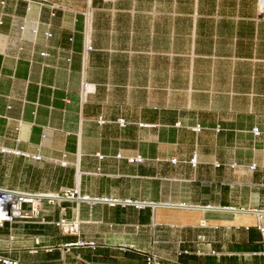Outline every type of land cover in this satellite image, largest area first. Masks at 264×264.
I'll list each match as a JSON object with an SVG mask.
<instances>
[{
  "label": "crops",
  "instance_id": "1",
  "mask_svg": "<svg viewBox=\"0 0 264 264\" xmlns=\"http://www.w3.org/2000/svg\"><path fill=\"white\" fill-rule=\"evenodd\" d=\"M0 148V187L79 196L19 264H264L259 0H0Z\"/></svg>",
  "mask_w": 264,
  "mask_h": 264
},
{
  "label": "rangeland",
  "instance_id": "2",
  "mask_svg": "<svg viewBox=\"0 0 264 264\" xmlns=\"http://www.w3.org/2000/svg\"><path fill=\"white\" fill-rule=\"evenodd\" d=\"M0 152L3 155L11 153L6 148H0ZM21 156L25 155L22 154ZM32 158L39 160L40 157L35 156ZM3 172L9 174V170ZM6 179H3V181ZM0 190L42 196V198H26L23 201H17L18 198H21L18 196L17 199L6 201L7 206L3 209V213H6V216H4V220H0V258L8 260L12 264H19L17 261L18 257H29L31 251H27V248L33 246L42 248L41 242L43 244L58 243L60 236L79 234L76 220L66 215L48 214L49 211L54 212L57 209H64L66 204L75 203L79 198L75 190L60 189L56 193H34L18 190L10 186L0 187ZM52 196H58L61 199L57 200L52 198ZM108 204L116 205L119 203ZM134 204L137 205L138 203ZM16 205L18 210H15ZM72 245L83 248V250L87 249L86 251H95L97 242L81 237ZM119 246L118 250L120 252H139L133 246L124 244ZM39 251L41 250H34L32 253L35 252L36 254ZM54 255L56 257V252ZM143 257L145 264H161L152 253L146 252Z\"/></svg>",
  "mask_w": 264,
  "mask_h": 264
},
{
  "label": "bare ground",
  "instance_id": "3",
  "mask_svg": "<svg viewBox=\"0 0 264 264\" xmlns=\"http://www.w3.org/2000/svg\"><path fill=\"white\" fill-rule=\"evenodd\" d=\"M194 160L196 161V159L194 158ZM195 161L194 162H192V163H195ZM6 191V190H5ZM6 193H8V194H5V198L7 199V200H5V199H2V200H0V220H4V216H6V213H3V209H4V207H6L7 206V202L8 201H10V200H13V199H17L18 198V196L19 197H21V198H18L17 199V201H23V200H25L26 198L25 197H32V198H42V196H39V195H37V196H35V195H33V194H31V196H24L23 194H26V193H20V192H10V191H7ZM10 193V194H9ZM13 194V195H12ZM27 195H30V194H27ZM53 198H56L57 200H60L61 198L60 197H58V196H53ZM7 201V202H6ZM2 206V207H1ZM15 210H18V207H17V205L15 206Z\"/></svg>",
  "mask_w": 264,
  "mask_h": 264
},
{
  "label": "built area",
  "instance_id": "4",
  "mask_svg": "<svg viewBox=\"0 0 264 264\" xmlns=\"http://www.w3.org/2000/svg\"><path fill=\"white\" fill-rule=\"evenodd\" d=\"M259 2H260V4H261V11H264V0H259ZM263 5V6H262ZM88 48V50H90V47H87ZM119 124L120 125H123V121L122 120H120L119 121ZM253 133H254V135H257L258 134V131L256 130V129H254L253 130ZM4 152H7V151H4ZM194 158H195V156L193 157V159H191V162H194L195 160H194ZM7 191H5V193L4 194H2L1 196H0V200H2V199H6L5 197V194H8V193H6ZM15 193V192H14ZM10 194V193H9ZM13 195V194H12ZM24 196H31V194L30 195H27V194H23ZM35 196H37V195H35ZM25 198H29V199H32V197H25ZM0 264H12V263H10L8 260H6V259H2V258H0Z\"/></svg>",
  "mask_w": 264,
  "mask_h": 264
},
{
  "label": "water",
  "instance_id": "5",
  "mask_svg": "<svg viewBox=\"0 0 264 264\" xmlns=\"http://www.w3.org/2000/svg\"><path fill=\"white\" fill-rule=\"evenodd\" d=\"M5 190H0V195L4 194Z\"/></svg>",
  "mask_w": 264,
  "mask_h": 264
}]
</instances>
